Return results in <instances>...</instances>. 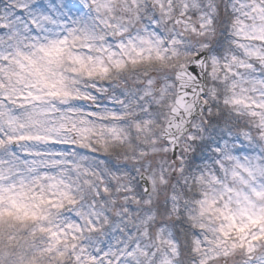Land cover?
<instances>
[{
  "label": "snow or ice",
  "instance_id": "snow-or-ice-1",
  "mask_svg": "<svg viewBox=\"0 0 264 264\" xmlns=\"http://www.w3.org/2000/svg\"><path fill=\"white\" fill-rule=\"evenodd\" d=\"M0 264H264V0H0Z\"/></svg>",
  "mask_w": 264,
  "mask_h": 264
}]
</instances>
